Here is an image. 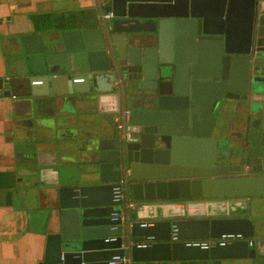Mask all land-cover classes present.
Masks as SVG:
<instances>
[{"label": "water", "instance_id": "water-1", "mask_svg": "<svg viewBox=\"0 0 264 264\" xmlns=\"http://www.w3.org/2000/svg\"><path fill=\"white\" fill-rule=\"evenodd\" d=\"M20 42L16 61L29 74V89L18 94L25 120L44 96L117 105L69 118L80 147L61 148L51 188L57 223L43 231L38 264H264L247 204L264 195V173L222 176L216 161L238 144L264 163L259 0H106L93 25L23 33ZM10 87L1 81L5 95ZM228 98L238 102L228 106ZM121 103L129 109L123 128L113 121ZM224 114L234 115L237 136L217 126ZM33 142H21L20 152L27 156ZM124 254L127 261L110 263Z\"/></svg>", "mask_w": 264, "mask_h": 264}, {"label": "crops", "instance_id": "crops-1", "mask_svg": "<svg viewBox=\"0 0 264 264\" xmlns=\"http://www.w3.org/2000/svg\"><path fill=\"white\" fill-rule=\"evenodd\" d=\"M99 11L92 0H0V84L3 79L11 83L10 95L0 89V264H38L43 257V231L55 228L57 223L51 188L58 183L64 161L61 148L71 144L80 147L82 134L79 139L70 137L75 124L69 118L78 112L83 113L81 118L88 119L89 112L101 115L117 106L108 97L100 105L92 102L85 107L79 103L61 105L44 96L34 104L36 115L25 120L21 113L26 103L18 94L29 89V74L16 61L23 51L20 35H60L72 23L90 26L97 21ZM120 106L127 108L125 103ZM36 117L47 125H36ZM27 140L34 142L26 156L20 146ZM82 161L75 157L76 164ZM25 165L33 171L28 173ZM146 208L139 215L147 214ZM248 209L255 234L264 239V195L249 199ZM191 264L226 261L200 260Z\"/></svg>", "mask_w": 264, "mask_h": 264}, {"label": "flooded vegetation", "instance_id": "flooded-vegetation-1", "mask_svg": "<svg viewBox=\"0 0 264 264\" xmlns=\"http://www.w3.org/2000/svg\"><path fill=\"white\" fill-rule=\"evenodd\" d=\"M261 9H264V1L259 0ZM222 102H225L226 105H231L232 102H238L236 99L228 98L224 99ZM123 109V108H122ZM119 110L118 112H120ZM234 115L233 114H224V116L218 120L217 126L219 128H223L224 130H229L233 136H237L239 134L238 130L233 127L235 122H233ZM238 144H233L231 146H227L228 153L225 158L221 159L216 157L217 163L221 166L222 176H237V175H254L257 173H264V163L255 161L246 156V154L238 152Z\"/></svg>", "mask_w": 264, "mask_h": 264}, {"label": "built area", "instance_id": "built-area-1", "mask_svg": "<svg viewBox=\"0 0 264 264\" xmlns=\"http://www.w3.org/2000/svg\"><path fill=\"white\" fill-rule=\"evenodd\" d=\"M106 3V0H92V4L95 6V7H98L99 10L102 9V7L105 5ZM101 16L103 19H109L113 16L112 12L111 11H108V12H101ZM128 113H129V109L128 108H123L121 109L120 112H118L117 114H115L113 116V121L115 122V124L119 127V128H123V125H124V122H125V119L126 117L128 116ZM145 223H142V225H144ZM239 237V235H237ZM230 237H233L232 235H229L227 238H230ZM225 240V239H224ZM195 244H198L197 241L194 242ZM201 246L203 247H206V242L203 241L200 243ZM127 261L128 260V257L126 254H124L122 257H119V256H114L113 257V260L110 261V263H113L114 261Z\"/></svg>", "mask_w": 264, "mask_h": 264}, {"label": "rangeland", "instance_id": "rangeland-1", "mask_svg": "<svg viewBox=\"0 0 264 264\" xmlns=\"http://www.w3.org/2000/svg\"><path fill=\"white\" fill-rule=\"evenodd\" d=\"M253 197H255V196H252V197L248 198V201H247L248 207H249V199H253Z\"/></svg>", "mask_w": 264, "mask_h": 264}]
</instances>
